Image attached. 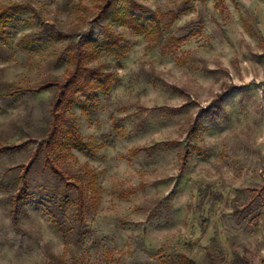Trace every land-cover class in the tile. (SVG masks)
Wrapping results in <instances>:
<instances>
[{"label":"rangeland","instance_id":"rangeland-1","mask_svg":"<svg viewBox=\"0 0 264 264\" xmlns=\"http://www.w3.org/2000/svg\"><path fill=\"white\" fill-rule=\"evenodd\" d=\"M138 1L177 16L151 41L113 23L127 48L93 61L114 73L108 94L74 107L95 153L56 156L85 183V164L97 170L100 196L88 192L79 225L77 192L38 149L54 90L6 93L71 67L70 39L20 46L40 28L36 13L79 41L101 36V0H0L26 7L0 46V182L17 183L29 166L31 190L65 200L64 230L37 203L17 228L0 188V264H181L180 252L197 264H264V49L242 22L257 27L264 0H198L183 14L184 0Z\"/></svg>","mask_w":264,"mask_h":264},{"label":"trees","instance_id":"trees-1","mask_svg":"<svg viewBox=\"0 0 264 264\" xmlns=\"http://www.w3.org/2000/svg\"><path fill=\"white\" fill-rule=\"evenodd\" d=\"M198 0H184V6L178 14L188 12L193 3ZM203 1V0H201ZM224 0H218V4H223ZM26 7L21 4L0 5V46L4 44L10 36V25L18 14ZM98 20L105 21L99 23L101 36H95L91 29L82 35L77 41L76 35L64 32L56 23L43 20L36 13L40 20V28L37 31L25 34L19 44L24 49L34 48L37 43H42L46 39L63 40L70 39L69 61L71 67L66 70L62 77H55L53 80L43 82L37 89L22 88L15 84L8 86V95L24 94L29 91L54 90L51 104V120L46 134L39 142L38 149L44 153V165L50 169L53 175L66 187L73 188L77 192V222L83 225L86 222L84 215L88 192L99 195L98 173L96 168L89 163L85 164L84 173L89 181L83 182L80 178H74L59 162L58 155L71 156L73 148L80 149L90 154L95 153L94 145L87 141L82 132L79 120L74 113L75 105L80 106L86 112L93 100L98 98L99 92L108 94L113 88L114 73L107 70L102 63L93 62L102 53L120 55L129 44L123 33L113 28V23L119 22L129 27L133 32L143 34L150 41L152 38L159 40L164 30L172 23L177 13H171L172 20L168 21L169 15H162L160 11L144 5L138 0H101L98 5ZM17 86V87H16ZM223 95H219L215 102L220 106ZM217 110L212 111L215 117ZM194 132V130H192ZM2 152V151H1ZM29 166L21 174L17 183L0 182V188L5 192L4 198L10 205V215L15 226H19V214L24 212L27 205L32 203L40 204L51 216L52 220L61 230H64L62 215L64 214L65 200L57 194L40 195L31 190L28 181ZM21 181V182H20ZM209 257L212 256L208 252ZM181 264H197L196 260L187 254H178Z\"/></svg>","mask_w":264,"mask_h":264},{"label":"crops","instance_id":"crops-1","mask_svg":"<svg viewBox=\"0 0 264 264\" xmlns=\"http://www.w3.org/2000/svg\"><path fill=\"white\" fill-rule=\"evenodd\" d=\"M242 22L245 29L257 38L259 45L264 49V7L258 13L257 27L252 26L247 19H243ZM261 86L264 87V81L257 86V89L261 88Z\"/></svg>","mask_w":264,"mask_h":264}]
</instances>
